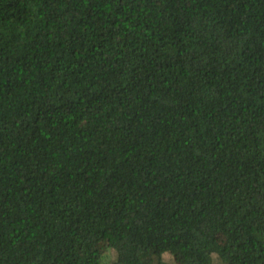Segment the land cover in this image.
Returning a JSON list of instances; mask_svg holds the SVG:
<instances>
[{
  "label": "trees",
  "instance_id": "trees-1",
  "mask_svg": "<svg viewBox=\"0 0 264 264\" xmlns=\"http://www.w3.org/2000/svg\"><path fill=\"white\" fill-rule=\"evenodd\" d=\"M264 264V0H0V264Z\"/></svg>",
  "mask_w": 264,
  "mask_h": 264
},
{
  "label": "rangeland",
  "instance_id": "rangeland-1",
  "mask_svg": "<svg viewBox=\"0 0 264 264\" xmlns=\"http://www.w3.org/2000/svg\"><path fill=\"white\" fill-rule=\"evenodd\" d=\"M103 252L105 255L106 264H117V253L114 249L104 246ZM213 263L214 264H222L221 261L218 259L216 254L212 255ZM165 260L169 263H177L176 258L171 254H165Z\"/></svg>",
  "mask_w": 264,
  "mask_h": 264
}]
</instances>
